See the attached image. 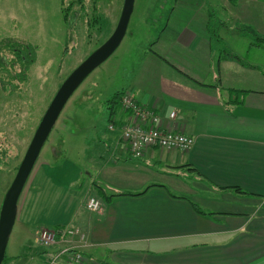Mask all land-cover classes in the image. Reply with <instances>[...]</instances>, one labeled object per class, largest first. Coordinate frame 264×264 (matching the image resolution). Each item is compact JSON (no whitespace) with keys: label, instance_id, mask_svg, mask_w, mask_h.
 Masks as SVG:
<instances>
[{"label":"crops","instance_id":"1","mask_svg":"<svg viewBox=\"0 0 264 264\" xmlns=\"http://www.w3.org/2000/svg\"><path fill=\"white\" fill-rule=\"evenodd\" d=\"M141 8L147 20L133 37L148 24L138 38L144 63L116 93L130 92L163 131L192 137L191 151L153 147L133 157L119 143L128 114L119 108L109 120L111 96L108 131L79 148L80 161H37L15 226L33 238L40 229H79L87 264H264L262 56L243 59L242 27H228L234 17L218 15L215 3L146 0ZM91 198L100 213L88 211ZM20 249L8 264L47 258L31 240Z\"/></svg>","mask_w":264,"mask_h":264},{"label":"rangeland","instance_id":"2","mask_svg":"<svg viewBox=\"0 0 264 264\" xmlns=\"http://www.w3.org/2000/svg\"><path fill=\"white\" fill-rule=\"evenodd\" d=\"M76 1L0 0V212L5 195L52 100L71 73L112 36L125 0H83L82 4ZM143 1L146 0H135L127 35L120 47L68 101L38 162L80 161L79 148L94 141L100 143L107 133L104 102L119 89L128 88L137 79L140 73L137 69L144 63L139 39L147 38L144 25L148 24H141L144 29L133 37L137 25L147 20L142 16ZM196 1L215 3L219 5L215 9L218 15L234 17L228 27L241 26L245 41L231 38V47L238 48L241 41L244 60L254 63V57H264L259 53L264 51V1L233 0L236 3H231L233 6L226 4L229 0ZM66 12L68 16L65 18ZM248 40L253 47L247 46ZM256 44L259 48L254 46ZM15 50L24 53L27 63L34 62L26 65ZM121 136L119 143L123 145ZM27 240L33 243V237L22 234L17 223L7 247L8 260L13 251L22 252L20 248ZM19 263L24 264L25 259H19Z\"/></svg>","mask_w":264,"mask_h":264},{"label":"built area","instance_id":"3","mask_svg":"<svg viewBox=\"0 0 264 264\" xmlns=\"http://www.w3.org/2000/svg\"><path fill=\"white\" fill-rule=\"evenodd\" d=\"M121 110L128 114L121 129V139L133 157L143 158L148 149L153 147L178 150L182 153L191 151L194 144L192 137L183 132L163 131L160 118L153 111L142 107L131 93L126 92L121 97ZM113 129L114 125H111L110 130ZM101 208L98 199L91 198L87 203V209L92 213L100 212ZM33 243L35 248H42L48 252L46 264H63L64 257H68L65 264H87L81 251L89 245L85 235L77 228L40 229L36 232Z\"/></svg>","mask_w":264,"mask_h":264},{"label":"water","instance_id":"4","mask_svg":"<svg viewBox=\"0 0 264 264\" xmlns=\"http://www.w3.org/2000/svg\"><path fill=\"white\" fill-rule=\"evenodd\" d=\"M134 6L135 0L124 1L119 23L112 36L71 73L58 90L43 116L2 204L0 212V264L4 263L6 257L7 247L17 218L19 199L47 139L73 94L122 44L127 35Z\"/></svg>","mask_w":264,"mask_h":264},{"label":"trees","instance_id":"5","mask_svg":"<svg viewBox=\"0 0 264 264\" xmlns=\"http://www.w3.org/2000/svg\"><path fill=\"white\" fill-rule=\"evenodd\" d=\"M76 2H79L80 4H82L83 3V0H77ZM66 16H68V13L66 12V14H65V18H66ZM75 16H76V13L75 12H73L72 13V17L73 18H75ZM15 52H16V54H17V56H19V58L21 59V60H23V61H25V63H26V65L28 64V66H30L33 62H34V60H32V61H30V62H26V60L27 59H24L25 57H24V53L23 52H21L20 50L19 51H16L15 50ZM23 53V54H22ZM28 66L26 67V68H28ZM123 94L124 93H121V92H119V93H116L109 101H107V110H108V112H109V120H111L112 119V117L116 114V112L118 111V109L119 108H121V97L123 96ZM111 118V119H110ZM132 155V154H131ZM133 156V155H132ZM46 230H49V229H46ZM39 231V230H38ZM37 231V232H38ZM35 236V235H34ZM34 239V238H33ZM47 255H48V252H47ZM9 262L10 261V259L8 260V258L7 257H5V260H4V263L5 262ZM3 263V264H4ZM43 264H46V257H45V260H44V263Z\"/></svg>","mask_w":264,"mask_h":264}]
</instances>
